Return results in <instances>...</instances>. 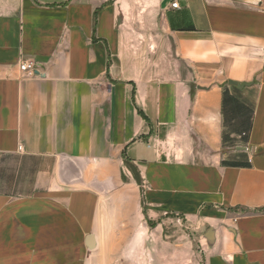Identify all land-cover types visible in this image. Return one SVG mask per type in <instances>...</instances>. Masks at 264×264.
Segmentation results:
<instances>
[{
  "label": "crops",
  "instance_id": "0c3cea01",
  "mask_svg": "<svg viewBox=\"0 0 264 264\" xmlns=\"http://www.w3.org/2000/svg\"><path fill=\"white\" fill-rule=\"evenodd\" d=\"M164 214L264 264V0H0V264H128Z\"/></svg>",
  "mask_w": 264,
  "mask_h": 264
},
{
  "label": "rangeland",
  "instance_id": "374dc122",
  "mask_svg": "<svg viewBox=\"0 0 264 264\" xmlns=\"http://www.w3.org/2000/svg\"><path fill=\"white\" fill-rule=\"evenodd\" d=\"M130 237L128 264H196L201 233L181 226L171 219L161 221L137 220ZM135 255L137 256H133Z\"/></svg>",
  "mask_w": 264,
  "mask_h": 264
},
{
  "label": "built area",
  "instance_id": "2783aa9c",
  "mask_svg": "<svg viewBox=\"0 0 264 264\" xmlns=\"http://www.w3.org/2000/svg\"><path fill=\"white\" fill-rule=\"evenodd\" d=\"M170 6L173 9L178 8V4L176 2H172ZM39 69H40V64L31 59L23 60L19 65L20 73L23 76H27V77H34L35 73L39 72ZM164 216L169 217L172 222L174 221L180 226H181V222H184V219L179 215L164 214Z\"/></svg>",
  "mask_w": 264,
  "mask_h": 264
},
{
  "label": "water",
  "instance_id": "95a60500",
  "mask_svg": "<svg viewBox=\"0 0 264 264\" xmlns=\"http://www.w3.org/2000/svg\"><path fill=\"white\" fill-rule=\"evenodd\" d=\"M37 73H38V72H37ZM37 73H35V75H37ZM210 234H211V230H208V232H207V234H206V238H209Z\"/></svg>",
  "mask_w": 264,
  "mask_h": 264
}]
</instances>
